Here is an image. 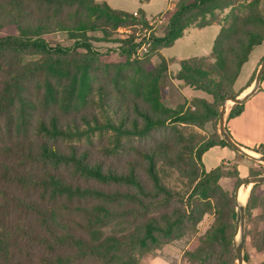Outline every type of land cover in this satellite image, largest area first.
<instances>
[{
    "label": "trees",
    "instance_id": "1",
    "mask_svg": "<svg viewBox=\"0 0 264 264\" xmlns=\"http://www.w3.org/2000/svg\"><path fill=\"white\" fill-rule=\"evenodd\" d=\"M227 9L229 12L220 17L219 12ZM6 16L11 17L19 33L0 37V55L28 51L40 58L23 64L12 62L8 76L0 82V119L5 118L9 129L24 139L20 148L26 162L21 169L5 164L2 177L24 187L28 193L39 191L40 202L30 195L24 198L5 195L6 205L24 208L36 221L4 224L0 220V264H35L16 258L17 239H23L28 246L54 251L39 264H73L86 257L97 259L101 264H137V251L143 252L164 239L183 236L210 210L215 213V221L197 238L196 248L188 252L189 258L196 264H237L234 248L236 190L224 189L219 180L230 175L236 178L238 185L242 178L236 166L233 172L225 171L223 163L207 170L203 162V154L210 147L230 146L228 142L220 136L199 143L191 158L194 167L189 171V179L194 185L187 198L168 187L159 175L160 161L179 164L172 158L166 141L157 140L153 134L168 128L167 122L202 126L220 111L202 98L195 99L193 108L186 111L167 107L163 103L161 80L168 70V60L162 54L157 68L145 69L133 79V93L141 100L124 98L125 94L110 99L104 123L97 116L78 112L89 99L95 57L85 55L82 62L71 59L73 48L83 47L91 52L88 32L100 30L110 35L112 30L131 23H147L146 13L142 9L134 13L114 8L107 1L97 0L0 1V26L2 17ZM212 24H219L220 30L211 53L181 60L176 78L222 102L232 94L231 88L254 47L264 41L261 0H178L165 34L155 38V45L160 49L170 47L190 26ZM49 28L67 32L76 39L75 47L51 45L40 36ZM130 52L126 50L128 56ZM118 79L114 83L121 92ZM243 109L244 103L234 104L227 119L239 115ZM77 113L81 115V123L75 118ZM104 128L113 129L118 136L155 142L140 148V160L120 164L94 160L74 144L66 149L57 144L59 140L81 139ZM252 149L264 154V143ZM113 151L110 149L109 153ZM60 169L66 170L71 179ZM263 183H254L249 190L247 211L252 209ZM99 184L117 185L123 190L108 191ZM58 198L97 199L100 203L125 199L135 205L130 211L133 222L127 219L128 223H134L140 216L142 220L139 225L132 224L127 234L101 237L102 231L96 225L104 223L102 214L107 209L103 204L92 208L80 205L76 212L93 216L85 226L88 237L60 221L57 211L48 206ZM159 205L166 209L157 215L149 214L152 206ZM247 259L244 254V260Z\"/></svg>",
    "mask_w": 264,
    "mask_h": 264
},
{
    "label": "rangeland",
    "instance_id": "2",
    "mask_svg": "<svg viewBox=\"0 0 264 264\" xmlns=\"http://www.w3.org/2000/svg\"><path fill=\"white\" fill-rule=\"evenodd\" d=\"M5 1V0H0ZM99 2L107 1L112 7L134 12L142 9L147 15V23L138 21L131 23L116 30H112L110 35L104 34L100 30L91 31L87 33L88 41L91 43V52H88L83 47H75L76 39L71 38L70 35L62 30L56 28H49L41 32L40 36L45 38L51 45L74 46L72 51V58L83 61L85 55L95 57L93 68V82L92 89L89 94L87 104L78 112L80 114L87 113L89 116H97L101 123L106 122L105 110L109 107L110 99L118 97H132L137 100L141 98L134 94L133 79L137 78L145 69L157 68L162 59V54L168 60V70L161 80V91L163 103L172 109L186 111L192 109L195 99L202 98L213 104L219 111L225 99L222 102L215 101L212 94L195 89L191 86L183 84L176 78V73L180 68V61L191 57L208 56L214 44L216 35L220 30L219 24H212L206 27L190 26L184 36L177 39L174 45L165 48H158L155 45V38L163 36L170 17L175 11L178 0H149L142 2L141 0H97ZM244 2L251 0H242ZM262 7H264V0ZM170 5V9L167 8ZM166 11V12H163ZM229 9L223 13L219 12L220 17L224 16ZM39 13V11H36ZM163 14L166 19L161 23L154 22V19ZM2 25L0 26V37L8 35H17L19 31L16 25L11 21V17H2ZM152 22V23H151ZM126 50H130L131 55L128 56ZM39 55H34L28 51L15 54L10 52L5 56L0 55V82L5 79L10 71L11 63L16 61L23 64L28 61L39 59ZM264 58V41L256 45L251 52L248 61L243 65L238 78L236 79L231 93L235 96H243L242 90L253 79H255L258 69ZM264 76V74H263ZM262 76V80L264 77ZM119 77V85L121 92L117 91L116 78ZM254 82V80H253ZM252 82V84H253ZM251 84V85H252ZM261 85V83H260ZM111 103V102H110ZM235 103L227 100L226 120L230 109ZM78 114V113H77ZM76 115V120L80 121L79 116ZM166 129L160 132H155L157 140L166 141L165 143L170 147L169 152L172 158H175L174 164L160 161L158 165L159 175L162 181L170 188L180 192L185 198L189 195L194 183L190 181L189 171L193 169L191 158L195 155L199 143L209 138L220 137L219 133V115L212 117L211 120L205 122L202 126L193 124L171 123ZM251 136L253 139H260V135H264V124L260 121L254 120ZM23 138L14 130H10L7 120L0 119V201L5 207L0 208V220L4 224H18L24 220L36 221L35 216L28 215L24 208L17 206H8L5 204V195L13 197H26L39 199V191H29L21 186H17L9 179L3 178L5 164L12 165L19 169L26 163L22 158V150L20 148L23 143ZM154 140L137 139L136 137L118 136L113 129L104 128L103 130H96L89 136H84L81 139H62L57 142L59 146L66 149L68 145L74 144L80 150L87 151L94 160L103 161L105 164L113 163L120 164L128 160H140L138 151L140 148H145L146 145L152 144ZM153 145V144H152ZM168 147V148H169ZM114 149V153L110 154L109 150ZM217 148L210 149L205 156L206 166L218 158ZM237 152V151H236ZM258 153V152H257ZM261 154V153H260ZM237 161L225 160L223 163L225 171H234L236 166L239 170L240 177L264 174V162L257 159L250 158L237 152ZM239 161V162H238ZM141 165L143 163L140 161ZM66 178L71 177L67 171L60 169ZM74 180V179H73ZM76 180H74L75 182ZM221 186L228 190H236V178L225 175L219 180ZM94 184V183H91ZM251 187L244 186L245 200L242 202L245 205V245L244 254L247 255V261L244 264H264V183L260 185V190L255 195L254 205L250 211L246 210V205L249 199ZM105 190H123L117 185H102ZM250 190V191H249ZM259 196V198H258ZM241 202V200H240ZM7 203V202H6ZM0 204V206L2 205ZM96 204H103L107 211H104V223H99L96 226L102 231L101 237L116 234H127L131 229L132 224H140L141 218L134 223H128L127 219H131V209L135 207L125 199H118L113 202L100 203L97 199H79L66 200L58 198L48 203V206L53 208L58 213L60 221L69 225L72 229L83 232L88 237L85 226L91 215H82L76 212L77 206L83 205L92 208ZM137 206V204H136ZM166 209L162 206H152L149 214L157 215L161 210ZM91 218V219H92ZM237 218V207H236ZM236 218H235V232H236ZM215 213L213 210L207 212L200 223L191 228L183 236L162 240V242L150 245V247L143 251H137V264H196L192 263L189 258V251H194L197 245V238L202 236L214 223ZM241 228L234 233V241L240 239ZM89 234V235H88ZM18 243L14 250L17 259L29 260L39 264L44 259L51 257L54 251L46 249L42 246L30 245L28 246L23 239H17ZM58 250V248H57ZM73 264H101L99 260L90 257L81 258Z\"/></svg>",
    "mask_w": 264,
    "mask_h": 264
},
{
    "label": "crops",
    "instance_id": "3",
    "mask_svg": "<svg viewBox=\"0 0 264 264\" xmlns=\"http://www.w3.org/2000/svg\"><path fill=\"white\" fill-rule=\"evenodd\" d=\"M148 2V1H147ZM170 9V5L166 11ZM138 10L134 11L137 12ZM163 11V12H166ZM147 15V14H146ZM148 16V15H147ZM149 17V16H148ZM252 85L242 90V95L250 90ZM261 121L264 124V79L261 80L259 88L244 102V109L239 115L226 120V127L228 128L232 138L241 144L243 147L254 151L252 148L260 143H264V135H260V139H253L251 136L253 122ZM213 148H217L218 158L209 167L205 164L206 153ZM256 152V151H255ZM257 153V152H256ZM237 152L227 145H215L210 147L203 154V162L205 168L210 170L225 160L237 161ZM239 162V161H238Z\"/></svg>",
    "mask_w": 264,
    "mask_h": 264
},
{
    "label": "water",
    "instance_id": "4",
    "mask_svg": "<svg viewBox=\"0 0 264 264\" xmlns=\"http://www.w3.org/2000/svg\"><path fill=\"white\" fill-rule=\"evenodd\" d=\"M264 74V58L260 65V68L257 71L254 82L248 92L243 94V96H235L233 94H229L226 96L225 101L223 102L221 109L219 111V133L221 137L228 142V144L235 149L236 151L242 153L245 156H248L253 159H257L259 161L264 162V154L256 153L252 154L247 148L243 147L241 144L236 142L230 132L226 127V113H227V100L231 99L235 104H242L248 99L258 88L262 80V76ZM255 152V151H254ZM264 182V174L247 176L242 178L238 182V187L236 189V207H237V218H236V232L238 231V227L241 228L240 239L234 241V248L236 252V262L237 264H244V245H245V234H244V226H245V205L238 201V192L241 185H247L251 183H259Z\"/></svg>",
    "mask_w": 264,
    "mask_h": 264
},
{
    "label": "bare ground",
    "instance_id": "5",
    "mask_svg": "<svg viewBox=\"0 0 264 264\" xmlns=\"http://www.w3.org/2000/svg\"><path fill=\"white\" fill-rule=\"evenodd\" d=\"M252 154H256V152H254V151H250ZM249 185V189H250V187H251V185L250 184H247V185H241L240 186V188H239V192H238V201L240 202V200H241V202L240 203H242L244 200H245V190H244V186H248ZM243 204V203H242Z\"/></svg>",
    "mask_w": 264,
    "mask_h": 264
},
{
    "label": "built area",
    "instance_id": "6",
    "mask_svg": "<svg viewBox=\"0 0 264 264\" xmlns=\"http://www.w3.org/2000/svg\"><path fill=\"white\" fill-rule=\"evenodd\" d=\"M165 19H166V16L163 15V14H160L159 16H157V17L154 19V22H156V23H161V22H163ZM151 23H152V22H151Z\"/></svg>",
    "mask_w": 264,
    "mask_h": 264
}]
</instances>
